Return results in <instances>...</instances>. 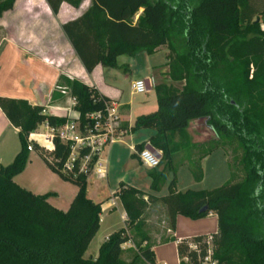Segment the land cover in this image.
<instances>
[{
    "label": "trees",
    "instance_id": "obj_1",
    "mask_svg": "<svg viewBox=\"0 0 264 264\" xmlns=\"http://www.w3.org/2000/svg\"><path fill=\"white\" fill-rule=\"evenodd\" d=\"M16 1L0 0V17ZM64 1L45 0L53 15ZM80 2L71 5L78 8ZM61 30L87 73L97 65L116 68L120 56L133 57L140 51L151 55L164 45L175 54L166 55L167 79L183 82L182 87L155 83L156 111L138 116L131 130H154L148 143L161 157L148 172L151 189L159 191L173 175L168 193L159 199L169 229H175L178 215L217 217L215 233L177 241L179 257L187 255L189 264H199L188 244L197 243L204 255L209 237L217 264H264V0H89L87 8L63 23ZM62 83L76 100L82 124L87 114L103 111L111 101L77 79L62 78ZM0 109L18 129L20 142L12 162L0 166V264H135L140 258L155 264L144 218L150 197L145 199L142 191L124 183L114 194L125 211V226L107 236L95 258H85L100 228L101 203L88 197L84 175L60 171L68 146L57 138L53 152L34 144L48 167L78 188L66 211L49 204L50 194L35 195L13 179L28 161L29 133L44 123L61 126L66 117L45 113V107L24 99L0 97ZM200 119L211 128L216 143L194 161L189 151L195 145L187 131ZM222 141L242 150L243 178L208 190L176 191V157L186 155L193 177L200 181V161L224 147ZM144 146L136 145V152ZM85 153L81 150V155ZM204 207L207 211H202ZM128 232L138 240L130 262L122 259Z\"/></svg>",
    "mask_w": 264,
    "mask_h": 264
},
{
    "label": "crops",
    "instance_id": "obj_2",
    "mask_svg": "<svg viewBox=\"0 0 264 264\" xmlns=\"http://www.w3.org/2000/svg\"><path fill=\"white\" fill-rule=\"evenodd\" d=\"M22 1L23 3L20 8H22L26 16L33 18V21L37 20L39 16L52 18L60 22V29L63 23L78 17L89 4H87L83 11L75 15L73 11L65 7L67 3L62 2L58 13L53 15L45 0H17L13 9L4 14L15 10L19 2ZM37 14L39 15L36 17ZM2 17H0V19H2ZM60 38L61 41L59 43L47 42L44 43V45H39L38 42L37 44L34 42L38 38L28 32L15 31L7 36H3L0 39V97L24 99L31 105L45 107L46 113L48 114L65 116L66 113L63 108L69 106L68 95H62L56 90V86H64L62 78H68L77 79L87 86L95 88L100 95L115 102L121 117V126L127 133L121 141L114 143V145L121 143L127 145L130 151L129 153H131V160L143 167L146 172L144 182L148 188L142 189L136 186L134 182L130 183V181L128 182L125 180L123 178L124 176L119 178L120 181L118 184L124 183L133 186L145 194V199L150 197L148 208L144 214L146 223L149 224L150 222L146 214H149L151 210L154 211V213L158 211L162 218L161 223L166 224V208L159 199L168 193V186L172 180V178L170 179L172 173L167 176V179L159 191H153L151 189L152 179L148 175L151 168L143 166L138 161L136 156V145L141 143H145L146 145L149 138L154 135V130H131L138 116L156 111V94L155 101L150 103L147 108H143L142 105H133L131 101L122 100V92L114 85L112 71H109L108 67L97 65L91 73H87L76 57L62 30L60 32ZM23 40L27 42H22ZM163 48L164 46H160L151 55H148L144 51H140L133 57L126 56L129 59H126L122 64L119 63V59L122 56L118 58V67H122L123 69L126 68L127 70L126 73H128V79L130 80V90L131 83L136 79L147 80L150 89V81H153L154 87L156 73L159 69L166 67L168 62L166 58L167 51ZM158 52H164L165 60L160 64L149 63L146 56H153ZM131 94H133L132 91ZM195 121L196 120L193 122ZM142 134L145 135L142 136ZM114 145L108 146L103 155L107 167L106 182L109 174L113 170V168H110V162L112 159L116 161L119 156L117 155L119 149ZM218 149L219 148L214 151ZM19 150L20 142L18 139V129L12 126L0 109V166L10 164ZM214 151L205 156L201 161H206ZM132 155L136 157L134 158ZM13 179L20 187L35 195L50 194L48 197L49 204L62 211H66L69 208L78 191L77 186L69 181L63 180L57 173L52 171L35 151L29 152L28 161L24 170ZM86 180L88 197L96 203H101L99 230L103 224L107 226V231L105 232L103 240L100 242L101 244L110 233L125 226L126 214L118 197L114 194L115 191L107 193L105 187L100 185L96 186L95 189L91 191L89 189L88 178H86ZM175 190L183 192L186 189L182 190L175 188ZM150 215L152 216V214ZM216 231L217 217L213 214H208L199 219H191L178 215L176 217L175 229L173 231L169 228L166 229V236L174 237L176 239L175 241H159V235L155 233L153 237H151L155 264H180L182 259H180L178 254L177 241L183 239L190 240L197 236H209ZM125 248L126 247L123 246V249Z\"/></svg>",
    "mask_w": 264,
    "mask_h": 264
},
{
    "label": "rangeland",
    "instance_id": "obj_3",
    "mask_svg": "<svg viewBox=\"0 0 264 264\" xmlns=\"http://www.w3.org/2000/svg\"><path fill=\"white\" fill-rule=\"evenodd\" d=\"M71 1L75 0H65L64 2L67 3L65 4V7L73 11L75 15L83 11L89 3V0H81L79 7L75 8L71 5ZM22 3L23 1L19 2L15 10L4 14L2 19H0V39L3 36L9 35L11 32L21 31L35 35V37L38 39L34 42L36 44L38 42L39 45H44V43L47 42L59 43L61 41L60 22L44 16H39L37 20L33 21V18L26 16L22 8H20ZM38 15L39 14H37L36 17ZM135 19H137V16ZM22 42L27 41L23 40ZM176 47L177 51L179 52L180 47ZM163 49L167 51V54L169 53L170 58H174L175 54L172 51H169L167 45H164ZM146 58L149 63L155 64H160L165 60L164 52H158L153 56H146ZM126 59L129 58L122 56L119 59V63L122 64L124 61H126ZM108 69L109 71H112L114 76L113 82L115 87H117L122 92V100L131 101L133 105H142L143 108H147L150 103L155 101L153 81H150L151 89L147 93L133 95L131 94L130 90V80L128 79V73H126L122 67H108ZM167 77L168 67L166 66L162 69H159V71L156 73L155 83L165 82L168 84L171 83L178 88L182 87L183 82L170 81L167 79ZM38 130L41 132H46L45 128L42 126H39ZM187 132L190 137L191 144L195 145V148L189 151V158H192L194 161H197L199 156H201L208 148L213 147L216 143L214 134L211 131V128L207 126L204 119L196 120L195 122L192 121ZM143 135L145 134H142V136ZM222 142L224 143V147L214 151V153L206 161H200V166L203 173V178L200 181L195 180L193 177V174L189 169V161L186 160V155L179 154L175 159L177 166L175 173L176 188L182 190L188 188L195 190H208L219 187L226 183H234L241 180L244 176L240 166L242 150L236 144L230 145L226 141ZM114 146L119 149V153L117 154L119 156L116 161L112 159L110 162V168H113V170L109 174L107 182L105 180L96 181L94 178H90L88 176L89 189L92 191L96 186L100 185L105 187L107 193L116 191L119 185L118 182L120 181L119 178L122 176H124L123 178L128 182H134L136 186L142 189H147L148 186L144 182V176H146V172L143 167L131 160V153H129L130 151L128 150L127 145L121 143L115 144ZM171 178H173L172 174L170 176V179ZM155 213L154 211L150 210L149 214H146V217L150 220L149 224L147 223L146 228L151 237H153L154 233L158 234V240L163 242L168 237L166 236V229L169 228V224L168 221L166 224H162V218L160 217L159 212L157 211ZM150 214H152V216ZM106 231L107 226L103 224L95 238L90 242L88 249L84 254L85 258H95L97 256L100 242L103 240ZM127 235L129 240L126 244H124L126 248L124 249L122 259L130 262L136 253V243L138 240L133 237L131 232H128ZM135 264L148 263L144 259L140 258Z\"/></svg>",
    "mask_w": 264,
    "mask_h": 264
},
{
    "label": "built area",
    "instance_id": "obj_4",
    "mask_svg": "<svg viewBox=\"0 0 264 264\" xmlns=\"http://www.w3.org/2000/svg\"><path fill=\"white\" fill-rule=\"evenodd\" d=\"M149 84V82H148ZM56 90L62 95H68L69 106L63 108L66 115L64 124L58 127H50L44 123L40 126L44 127L46 132L37 129L29 133L27 137V149L29 152L35 151L34 144L47 152L54 151V139L65 144L69 148V153L63 162L60 171L66 175L75 176L82 174L86 178L92 177L96 180H105L107 178L106 161L103 158L104 152L108 146L122 140L127 131L121 126V117L118 106L115 102L105 103L103 111H96L86 115V122H80V115L75 110L76 100L71 95L67 87L57 85ZM131 91L133 94L146 93L147 82L145 79H136L131 83ZM46 113V111H44ZM144 148L136 152L138 161L148 168H154L159 165L158 158L151 150ZM86 153L81 155V150ZM158 153L161 154L160 151ZM207 249L204 255H200L198 244L190 242L189 249L195 250L197 261L199 264H217V260L213 258V250L208 237L205 240ZM184 264L190 263V257L184 255L182 258Z\"/></svg>",
    "mask_w": 264,
    "mask_h": 264
},
{
    "label": "water",
    "instance_id": "obj_5",
    "mask_svg": "<svg viewBox=\"0 0 264 264\" xmlns=\"http://www.w3.org/2000/svg\"><path fill=\"white\" fill-rule=\"evenodd\" d=\"M146 82H147V90H149L150 89V85L148 84V81L146 80ZM147 148L149 149V150H151L158 158H160L161 157V154L160 153H158V151L156 150V149H154V147H152L151 145H147ZM202 211H207V207H204L203 209H202Z\"/></svg>",
    "mask_w": 264,
    "mask_h": 264
}]
</instances>
